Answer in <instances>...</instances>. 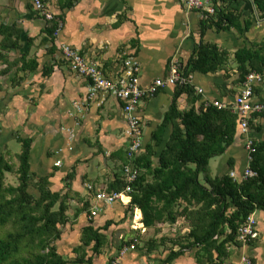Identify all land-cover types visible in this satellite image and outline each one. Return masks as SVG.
Here are the masks:
<instances>
[{"label": "crops", "instance_id": "crops-1", "mask_svg": "<svg viewBox=\"0 0 264 264\" xmlns=\"http://www.w3.org/2000/svg\"><path fill=\"white\" fill-rule=\"evenodd\" d=\"M48 1L50 10L62 24L59 35L54 36V45L44 40L48 22L32 0H0V27H13L19 33V40H15L19 42V49L9 53L8 63H0V148L8 152L10 159L19 161L27 142L33 181L43 184L42 179L47 180L52 193L69 192L76 210L84 200L90 199L86 202L90 204L91 214L80 213L71 218L58 242L60 254L70 264H114L116 261L163 264L170 256L169 251L164 252L163 247L150 251L149 245H144L151 238L142 239L148 229L144 226L142 211L131 206L130 195H124L114 204L96 198V194L106 192L123 175L122 168L128 162L125 154L130 146L127 120L120 100L106 94L90 97L91 82L72 70L62 47L68 45L77 50L88 63L101 67L113 80L124 72L125 60L133 57L139 63L141 84L148 87L156 79L168 78L173 60H178L182 68L202 42L216 44L229 52L226 71L191 75L190 82L196 93L201 94L196 106L204 101L207 105L214 101L232 103L247 79L243 84L238 83L241 75L235 54L244 48L264 50V15L254 0H202L204 7L200 10H188L180 0ZM216 6H223L239 22L228 23L227 30L219 28L216 12L205 16L208 7L216 10ZM27 62L35 68L29 70ZM255 89V100L264 102V80ZM176 90V86L169 85L140 104L137 116L142 125L141 155L152 143L155 131L162 126L174 103L181 111L190 108L187 95L176 97ZM254 123L255 127L261 125L259 133L264 131V116L254 118ZM255 127L250 128L248 136L243 137L239 132L241 137L229 152L214 158V164L213 159L210 161L212 177L232 171L240 174L242 167L246 169L245 145L249 138L258 136ZM172 130L170 125L164 131L165 140ZM11 140L19 141L21 152L11 150ZM231 159H234V169L230 168ZM136 169L140 176L142 171ZM151 175L147 181L152 179ZM36 191L40 192L37 188ZM71 212L74 214L73 209ZM255 217L258 240L231 247L226 264L238 263L244 255L251 257L253 264H264V211H258ZM86 228L97 230L103 236L105 245L97 253L93 250L95 243L86 246L83 241ZM175 261L174 264H198L190 255Z\"/></svg>", "mask_w": 264, "mask_h": 264}, {"label": "trees", "instance_id": "trees-1", "mask_svg": "<svg viewBox=\"0 0 264 264\" xmlns=\"http://www.w3.org/2000/svg\"><path fill=\"white\" fill-rule=\"evenodd\" d=\"M254 2L264 15V0ZM216 16V25L224 30L229 28L228 23L239 22L232 13H226L223 6H216ZM56 26L55 22H48L46 43L51 41L54 45ZM18 34L13 27H0V63H8L9 53L19 49V42L15 41L19 40ZM229 56L228 51L216 44L201 43L181 68L187 82L176 85V97L186 94L190 108L181 111L174 103L162 126L155 131L152 143L134 161L142 174L133 185L131 206L142 211L144 226L158 229L161 225H175L180 219L189 224V232L173 240L174 246L179 248L169 250L170 256L163 264H172L186 254L193 255L198 264H226L231 257L230 248L242 244L238 240L239 228L251 215L264 211V131L259 133L261 125L255 127L254 123V118L264 113L254 114L249 119L250 128L255 127L258 136L252 137L256 152L253 160L247 159V165L257 177L235 179L230 173L212 177L210 171V161L225 156L241 137V118L231 108L215 106V101L209 105L204 101L197 107L201 94L196 93L190 77L195 73L207 75L226 71ZM235 59L241 75L240 84L251 72L264 69V50L240 49ZM26 64L29 70L35 68L31 67V62ZM170 125L173 130L165 140L164 131ZM18 158L19 185H6V175L15 170L11 164L13 160L9 161L0 148V264H70L58 247L71 222L67 214L71 207L66 204L69 194L52 193L48 181L42 179L43 184L36 185L41 194L35 196L30 192L33 179L27 142ZM234 166V159H231L230 168ZM244 171L242 167L240 177ZM149 173L152 179L147 181ZM126 185L121 175V179H116L105 191H124ZM86 201L76 210V217L80 213L91 214ZM59 202L61 206L56 210ZM82 237L86 246L95 243L96 253L105 245L103 236L92 228L84 229ZM151 242L153 246L147 243L150 251L162 246L157 240Z\"/></svg>", "mask_w": 264, "mask_h": 264}, {"label": "built area", "instance_id": "built-area-1", "mask_svg": "<svg viewBox=\"0 0 264 264\" xmlns=\"http://www.w3.org/2000/svg\"><path fill=\"white\" fill-rule=\"evenodd\" d=\"M188 10H200L204 7L202 0H180ZM34 7L40 13V15L47 22H55L57 24L54 36H58L61 30L62 24L55 18L54 13L50 10L48 0H32ZM207 15L215 14L216 10L213 7L206 9ZM64 58L71 64V68L79 76L88 79L91 82L89 88V95L91 98H96L99 94H106L115 97L123 103V111L127 120L126 134L130 139V146L128 148V163L123 166V178L127 185L122 193H107L100 192L96 198L98 201L105 202L107 204H114L117 201L122 200L123 193L131 195L133 192V185L139 177L138 170L134 168V161L136 156L140 154L143 145L142 137V125L139 116H137L138 108L142 101L148 96L156 95L161 89L166 88L169 85L176 86L178 84H185L187 80L181 73V66L178 60H173L170 67L169 76L167 79H156L153 84L148 87H143L139 78L140 67L137 60L133 57H129L125 60V70L122 75L113 80L105 75L104 71L98 65L88 63L81 54L68 45L62 47ZM264 80V69L261 71L251 72L243 85V89L235 102L223 103L221 101H215V106L219 108H231L233 112L237 113L241 118L240 132L248 136L250 131L249 119L254 114L264 113V102L255 100V86ZM202 92V90L200 91ZM246 150L248 152V160H253V154L256 152L254 147V141L249 138L246 141ZM58 166L61 162L57 163ZM232 178H254L257 177V173L249 166L246 167L243 172V176L232 171L230 173ZM93 214V213H92ZM95 215V213L93 214ZM259 230L258 221L255 215H251L247 221L238 230V240L242 244H248L254 240H258ZM127 249L124 250V254ZM114 264H119L118 261ZM235 264H253L251 257L244 255L240 258V261Z\"/></svg>", "mask_w": 264, "mask_h": 264}, {"label": "rangeland", "instance_id": "rangeland-1", "mask_svg": "<svg viewBox=\"0 0 264 264\" xmlns=\"http://www.w3.org/2000/svg\"><path fill=\"white\" fill-rule=\"evenodd\" d=\"M1 80L2 79L0 78V81ZM0 86H2L1 83H0ZM1 100H2V95L0 93V101ZM4 134H2L1 136H4ZM11 142L13 143L11 150H15L16 149L17 153L22 151V145L19 143V141L11 140ZM7 153H6V155H8ZM7 159L9 161L13 160V158L10 159V157H8V156H7ZM214 160L215 159H213V162H212L213 164L215 162ZM11 164H12L13 169L15 171L13 173H11V174H7L6 175L5 182H6V185L18 186L19 185V178L17 176V171L16 170L18 169L20 163H19V161L13 160L11 162ZM37 181L38 180L35 179V181L32 182L31 187H30V192H32L35 196L39 197L40 196V192L36 191V185L38 184ZM66 193L69 194V198L66 200V204L69 205V207H71V209H73V211H74V214H71L72 213L71 210L68 211L67 214H69V218L71 217L72 219H74L76 217L75 216L76 209H74L73 206H75V205H73L72 202H71V200H72L71 194L69 192H66ZM88 198H90V197H88ZM60 206H61L60 202L57 203L56 210ZM188 232H189V224L186 223L184 219H180L178 221V223L175 224V225H161V226L158 227V229H148L147 232L145 234H143L144 236H143L142 239L147 240V239L151 238L149 242H151L152 240H157V241L162 240L160 242L162 244V246H160V248L163 247L161 249L165 252L166 249H167V251L172 250V249H178L179 247L174 246L173 239H176V238L179 239L180 236H182V235H184V234H186ZM163 240L164 241H168V242H166L164 244V243H162ZM144 245L148 246L147 243L144 244ZM153 245H154V243H153ZM156 245L158 246L159 244L156 243ZM59 252L61 253V250ZM162 255L164 256V253ZM186 255H188V254H186ZM190 256L194 257L193 255H190ZM161 261H163V260H161ZM175 262H173L172 264H174Z\"/></svg>", "mask_w": 264, "mask_h": 264}, {"label": "clouds", "instance_id": "clouds-1", "mask_svg": "<svg viewBox=\"0 0 264 264\" xmlns=\"http://www.w3.org/2000/svg\"><path fill=\"white\" fill-rule=\"evenodd\" d=\"M127 152H128V150H127ZM127 158H128V155H127ZM128 163V162H127ZM58 166V165H57ZM123 169V168H122ZM122 177H123V175H122ZM118 193H122V192H118ZM94 195V194H93ZM124 195H127V194H125V193H123V196ZM96 196H97V194H96ZM249 257V256H248ZM253 261V260H252Z\"/></svg>", "mask_w": 264, "mask_h": 264}]
</instances>
